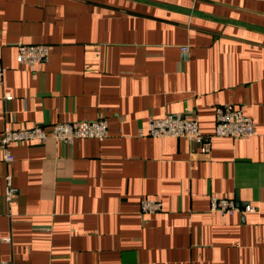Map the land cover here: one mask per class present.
I'll return each mask as SVG.
<instances>
[{
    "label": "crops",
    "instance_id": "crops-1",
    "mask_svg": "<svg viewBox=\"0 0 264 264\" xmlns=\"http://www.w3.org/2000/svg\"><path fill=\"white\" fill-rule=\"evenodd\" d=\"M19 43L46 45L47 61L18 66ZM0 64V135L100 115L108 129L11 145L0 264H264V0H0ZM223 104L252 136H211L208 152L137 136L184 110L211 135ZM212 196L256 211H210ZM141 199L162 210L141 214Z\"/></svg>",
    "mask_w": 264,
    "mask_h": 264
},
{
    "label": "built area",
    "instance_id": "built-area-1",
    "mask_svg": "<svg viewBox=\"0 0 264 264\" xmlns=\"http://www.w3.org/2000/svg\"><path fill=\"white\" fill-rule=\"evenodd\" d=\"M15 63L29 67L31 71L44 64L48 59L49 48L44 44H22L15 47ZM4 67L0 64V83L3 79ZM4 99L9 100L10 95L4 94ZM254 134V122L246 116L241 107L230 104L218 105L214 108V127L211 135L200 132L198 122L193 115L184 110L179 113L167 114L162 118H149L144 128L137 131L138 137L152 138H184L188 143H196L200 151L208 152L211 136L245 138ZM108 136L106 119L100 115L91 121L59 122L45 129L41 125H32L14 128L4 125L0 135V159L7 164L14 161L10 150L11 145L24 142L45 143L53 139L65 145H70L76 139H95L101 141ZM5 187L3 200L7 207L14 205L18 189L12 184V176L4 177ZM162 210V203L155 199H141L139 212L141 214H153ZM209 210L221 214L252 213L256 208L245 203L239 205L233 199L210 197ZM7 241L8 239H4ZM8 264V263H1Z\"/></svg>",
    "mask_w": 264,
    "mask_h": 264
}]
</instances>
